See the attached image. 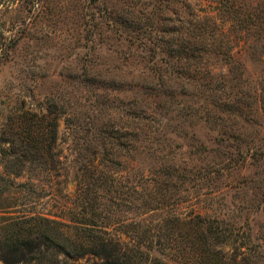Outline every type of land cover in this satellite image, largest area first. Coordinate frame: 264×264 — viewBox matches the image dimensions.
<instances>
[{"label": "rangeland", "instance_id": "1", "mask_svg": "<svg viewBox=\"0 0 264 264\" xmlns=\"http://www.w3.org/2000/svg\"><path fill=\"white\" fill-rule=\"evenodd\" d=\"M260 11L264 0H0V247L33 249L19 264H100L71 250L86 228L123 236L143 232L140 221L152 226L160 215H224L234 234L249 237L243 243L255 264H264ZM245 13L250 22L254 13L253 24L243 23ZM192 14L213 17L222 32L215 53L229 60L208 46L193 63L175 58ZM189 73L198 85L187 82ZM163 115L176 135L155 129ZM121 135L127 157L114 163L128 165L102 172L107 160H96L101 178L82 181L87 149ZM246 143L260 153L237 156ZM145 178V189L159 190L156 203L143 208ZM81 206L101 215H79ZM42 219L68 228L44 229ZM26 236L32 243L24 247ZM147 253L170 263L156 249Z\"/></svg>", "mask_w": 264, "mask_h": 264}, {"label": "trees", "instance_id": "2", "mask_svg": "<svg viewBox=\"0 0 264 264\" xmlns=\"http://www.w3.org/2000/svg\"><path fill=\"white\" fill-rule=\"evenodd\" d=\"M233 3V2H232ZM234 5V4H233ZM226 11H230L233 9L231 7H226ZM233 14H237L235 9L232 10ZM260 14L264 13L260 11ZM245 17L243 19V23H251L254 20L253 15L250 22L249 13L244 14ZM235 18V17H234ZM253 24V22H252ZM189 28L187 32L186 47L180 51L181 46L176 44L177 49L173 51L176 54L175 58L177 60L182 59V55H185L183 58L189 62H195L196 55L198 54V50L200 47L208 46L210 47V51L214 52L217 50V38L222 35L221 29L214 23L213 17L210 16H199L192 14L191 19L189 21ZM183 48V47H182ZM216 54V53H215ZM217 54H221L224 60H229L230 57L226 56L225 53L217 52ZM216 54V55H217ZM220 55V56H221ZM167 68H174V62L166 63ZM171 69V73H173ZM154 78L157 82H161L162 75L157 73V76ZM195 74H188L186 80L187 82H192L193 84L198 85V80L196 79ZM162 92V91H161ZM146 111V110H145ZM210 112V111H208ZM145 114L139 120L144 124V119L146 120V115H150L148 111L143 112ZM163 118V119H162ZM162 120H158L153 122L152 124L155 126V129H158L159 133H170L177 134L178 131H174L172 129V125L169 122L168 117L166 115L162 116ZM207 120V118H205ZM209 121V120H208ZM140 134L143 135V140H145L146 131L144 129V125L139 131ZM163 134V136H164ZM166 141H171L170 138L165 137ZM233 141H238V139L233 138ZM126 141V138L120 137L109 139L108 146L103 147L102 144L98 148V145L95 144L91 149L88 150V155L86 162L90 163V165L84 166L82 168V177L81 180L84 181L86 178H95L98 180L100 177V172L98 171V165L94 166V163L97 160V163L100 164L107 160L106 167L102 168V172L106 171V169H110L115 171L114 167L127 166V163L115 162V157H119L120 154H124V157L127 155L123 151V144ZM244 149H239L236 151V155L241 158H245L246 156H254L260 152L259 149L256 148L255 145H251L246 143ZM232 148V147H231ZM231 150V149H230ZM105 163V162H104ZM105 163V164H106ZM123 165V166H122ZM171 169V167H169ZM173 170V169H172ZM139 175L142 180L144 173H140ZM170 174V173H169ZM167 174V176L169 175ZM155 175V173L153 174ZM166 176L167 180H171ZM152 178V177H151ZM147 183V179H144V182H141L139 185L138 194L142 197L144 205H151L153 202L156 203V193L159 189H155L148 191L145 189V185ZM143 185V187H140ZM157 188V187H156ZM165 197V196H164ZM170 198V196H168ZM149 208V207H148ZM97 209H90V213L88 214L85 210L84 206H81L79 215H101V212L97 213ZM161 219L155 225H150L148 223L146 225L144 220H141L142 226H145L143 232L139 233L133 232L129 233V235L119 236L116 234V230L113 228V231H100L94 227L86 228L83 234H87L86 237L76 238L77 240L72 243L71 250L73 253H77L78 256H95L100 258V264H140L141 261H147L150 259V264H255L254 252L251 250L249 245H245L244 241L249 239L248 236L242 237L240 235L234 234V231L231 225L228 223V219L226 217L222 218H209L203 217L201 215H185L182 217L174 216L172 218H163L160 215ZM228 218V217H227ZM44 223V229L46 227H60L61 231L64 228H68V225L65 223H61L55 220L42 219L40 221ZM20 223H16L14 225H19ZM139 225V223H138ZM137 225V226H138ZM20 229L22 227L20 226ZM240 237L241 243L237 245L235 251L232 254L224 253V244L228 241L236 240L235 238ZM62 237L70 242L72 239L66 236V234H62ZM45 241L47 238L43 236ZM21 245L24 244V247L28 244L32 243V238L26 236L24 240H20ZM46 243V242H44ZM211 243H214L213 247ZM216 246V247H215ZM152 249H156V251L164 256L170 263L160 261L157 259L150 258L148 251ZM65 250V249H63ZM69 249V251H71ZM34 250H28L26 253L22 251L20 245L17 242H13L11 244H5L4 247H0V258L4 264H19L22 260H31L32 256L28 257ZM147 251V252H146ZM69 255V253H68ZM42 259V257H41ZM143 263V264H144ZM44 264V263H43Z\"/></svg>", "mask_w": 264, "mask_h": 264}]
</instances>
